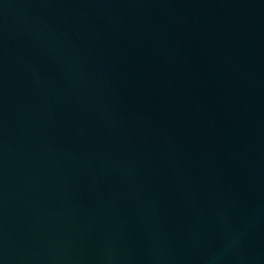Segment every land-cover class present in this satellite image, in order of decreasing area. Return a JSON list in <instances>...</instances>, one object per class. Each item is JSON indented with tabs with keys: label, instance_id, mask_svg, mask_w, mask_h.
<instances>
[{
	"label": "water",
	"instance_id": "obj_1",
	"mask_svg": "<svg viewBox=\"0 0 264 264\" xmlns=\"http://www.w3.org/2000/svg\"><path fill=\"white\" fill-rule=\"evenodd\" d=\"M0 264H264V0H0Z\"/></svg>",
	"mask_w": 264,
	"mask_h": 264
}]
</instances>
